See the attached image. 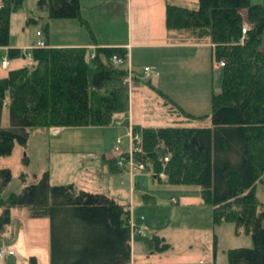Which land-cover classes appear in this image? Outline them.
<instances>
[{"label":"trees","instance_id":"obj_1","mask_svg":"<svg viewBox=\"0 0 264 264\" xmlns=\"http://www.w3.org/2000/svg\"><path fill=\"white\" fill-rule=\"evenodd\" d=\"M22 3L0 2V59L5 47L9 60L24 58L21 49L8 47L10 14ZM37 6L45 8L50 19L80 18L79 0H37ZM165 26L214 45V58L224 61L220 91L212 94L206 115L185 111L159 92L170 101L174 125L132 124L138 135L134 159L145 164L142 172L152 169L167 184L197 185L203 202L212 208L213 224L232 223L251 236L252 247L228 250L229 264H264V203L255 194L264 173V5L197 0V7L189 9L167 3ZM93 53L90 58L81 47L33 48L28 64L0 77V156L10 154L14 141L25 144L29 129L127 120L128 92L122 84L126 65L111 62L112 56L126 60V49L95 47ZM132 71L136 80L137 70ZM4 108L7 127L2 126ZM207 116V126L185 124ZM10 179V171L0 169V224L10 221L16 206L26 208L31 218H47L48 264H130L131 226L125 206L73 183L51 184L48 173L2 197ZM168 246L154 236L148 249Z\"/></svg>","mask_w":264,"mask_h":264},{"label":"rangeland","instance_id":"obj_2","mask_svg":"<svg viewBox=\"0 0 264 264\" xmlns=\"http://www.w3.org/2000/svg\"><path fill=\"white\" fill-rule=\"evenodd\" d=\"M163 1L189 9L197 7V0H142L137 5L134 3L131 11L121 8L120 13L113 14L112 6L105 4V0H79V3L81 16L92 20L91 28L99 38L112 35L117 41H124L128 38L131 26L133 33L141 30L144 32L143 41L157 44L169 41L166 35ZM250 1L252 4L264 5V0ZM94 5L96 6L93 7ZM244 27L249 29L250 24L244 22ZM37 30L45 40L46 34L48 35L51 45H73L88 43L91 40L86 25L79 17L50 19L45 8H38L37 0H23L21 8L10 14L9 44L15 43L22 50L31 51ZM239 42L243 43L244 38ZM212 47L214 48V45ZM159 48L160 46L149 45L133 48V55L139 65L135 69L141 71L146 66L159 67L161 76L151 75L152 86L155 85L164 91L167 97L177 101L185 111L197 115L209 114L211 96L220 91L222 68L217 65L218 59L212 57L208 64L205 59H201L198 64L190 61L191 48L187 45L183 48L169 46L166 50ZM168 53L173 56L169 55V58ZM8 62V69L29 63L26 57L11 59ZM8 69L0 67V77H4ZM171 71L174 72L170 73ZM177 73L181 74L180 78ZM132 82L134 80L126 87L128 100H132V106L129 104V116L134 124L148 127L174 125L173 120L176 117L168 112L172 108L170 101L165 100L156 89H152L147 84V79H140L139 89L131 91ZM165 101L166 105L163 104ZM124 121H120V124ZM188 121L185 122L187 126H207L209 116ZM2 125L8 126L6 109ZM130 128L132 126L128 122L126 130L115 123L106 126L64 127L59 128L58 132L45 128L27 130L25 144L14 141L10 154L0 156V169H8L11 174L10 181L1 192L2 197L20 192L25 185L37 182L44 173H48L51 184L73 182L76 187L85 191L112 194L121 203L130 204L135 208L131 212L132 217L134 211L136 216H144V222L148 223L144 230L147 239L155 232L163 236L164 242L170 246L148 254L147 257H138L139 261L146 263L229 264V249L252 247L251 236L236 228L234 224H213L212 208L203 202L197 185L164 183L159 181L160 177L158 178L152 169L139 173L133 169L132 174L128 170L129 165L119 167L129 175L112 172L109 162L112 160L107 156L111 152L113 158L114 149L118 147L115 143L117 138L122 142L119 147L124 148L126 143L128 147L127 133L132 131H129ZM112 163L113 168L118 167L114 160ZM143 166L146 168L145 164ZM131 175L145 176L135 181L134 195L129 192L128 182ZM262 179L256 186L255 194L264 203V173ZM143 185L150 189L156 188V195L152 194L147 198L140 196L139 189ZM172 196L177 199V203L171 202ZM0 250L13 252L12 256L2 259L0 264H30L35 260L36 264H48V219L31 218L24 207L12 208L10 221L0 224Z\"/></svg>","mask_w":264,"mask_h":264},{"label":"crops","instance_id":"obj_3","mask_svg":"<svg viewBox=\"0 0 264 264\" xmlns=\"http://www.w3.org/2000/svg\"><path fill=\"white\" fill-rule=\"evenodd\" d=\"M141 1L142 0H114V1H106L104 3L109 5V7L112 6L113 14H117V13H120L119 10H121V8H122V10H125V9L127 10V8H128L131 11L132 5L134 3H135V5H137ZM163 3L166 5L167 1L166 2L163 1ZM95 6L96 5H94L93 7H95ZM161 6L162 5H160V7ZM158 7H159V5H158ZM80 20H81L82 23H84L86 25V27H87V29L89 31V34L91 36L90 37L91 38L90 42H88V43L87 42L86 43H83V42L75 43L73 45H61V44L60 45H58V44L51 45L50 42H49V39H48V35L46 34V41H47L48 46H50V47H81V48H85L87 50V52H89V53H92L93 50L95 49V47H121V48H125L126 51H127V57H126L127 65H128L129 68H132V69H135V68H137V66H139L137 64V59L133 55V52H132L133 48L147 47V45H149V46H160V48L165 49V50L169 46L170 47L177 46V47H182L183 48L184 46L187 45V46H189L191 48L190 61L195 62V63H198V62L200 63L201 59H205L206 64H208L209 59L211 60V58L214 57L212 44H210L208 42L197 40V39L189 37V36H184V32H181V31H169V30L166 29V33H167L166 35H167V38L169 40L168 43L150 44V43H147L146 41H143L144 38H145V34H144V32L142 30H141V32L138 31V32L133 33V31L131 29V26H130V31H128V38H126L124 41H117L116 38L113 37L112 35L106 36L105 38H99V35L91 28L92 20L88 19L87 17L84 18L83 16H81V12H80ZM132 33L134 34L133 37H132ZM8 47L20 48L21 49V47H18L15 43L9 44ZM5 48L7 49V47H5ZM5 48H2L1 50L5 51ZM167 55L168 56L169 55L173 56V54H171V53H168ZM170 56H169V58H170ZM177 57L178 56H176V58H175L176 61H177ZM162 62H163V59H161V63ZM9 66H10V64L8 63V67L7 68H2V69H8ZM161 67H162V65H161ZM154 68H156V70L159 72L158 77L161 76V72L159 70V67L154 66ZM198 70L206 71L207 69L206 68H198ZM176 71H179V70H176ZM172 72H174V71H171L170 73H172ZM177 75H178L179 78L181 77L180 73H177ZM154 77H157V76H154ZM139 82H140V80H134V82H132L131 91L134 90V89H139V87H138V83ZM147 82H149L148 85L150 87H152V89H156V91L165 94L164 91H162L161 89H159L155 85L154 86L151 85L150 78L147 79ZM130 94H132V93H130ZM168 98H170V97H168ZM172 102H174L177 105H179L177 103V101L173 100ZM128 103L132 106V100H130V102L128 100ZM179 106L181 108H183L181 105H179ZM4 110H5V108H4ZM192 114H194V113H192ZM194 115H197V114H194ZM2 118H3V116H2ZM122 120H125V121H124V123L120 124V121H122ZM116 121L119 122L118 126L122 127V129L125 128V130H126V126H127L128 122L130 123V125L134 124V121H133L132 117L129 116V111H128L127 120L125 118L121 117L120 119H118ZM58 129H54L53 131L54 132H58L57 131ZM47 130H49V129H47ZM117 139L120 140V145H121V143H122L121 139L120 138H117ZM120 149L123 150V151L125 149H127V143H126L124 148H122L120 146ZM107 157H108V159L110 157V159L112 160V161L109 160V162H110V170L112 172L118 171V172H121L123 174L126 173L127 175H129L125 170H122V169L117 168V167L116 168L112 167V165H113L112 162H113L114 158H111V152L108 154ZM141 177H145V176H139V175H136V176L135 175L134 176L131 175V176H129V182L128 183H129V192L131 194L134 195L135 190H136L135 181H139ZM146 177H150V176L146 175ZM150 178L153 179V177H150ZM163 179H164V177L161 176L160 180L164 181ZM70 183H73V182H70ZM164 183H165V181H164ZM139 190H140V196H142L143 198L151 197L152 194L156 195L154 190L157 191L156 188H153V189L151 188L150 189V187H145L144 185L142 187H140ZM91 192L98 193V191H91ZM101 194H104V195H107V196L111 197L118 204H120L122 206H125L126 209L129 210L130 222H131L132 226L133 225L135 226V228H133V229L131 228L132 231H131V238H130V264H152L151 262L150 263H146L144 261H139L138 257H141V258L142 257H147L148 254L153 253L151 250L148 249V244H149L150 239L152 237L157 236L159 238H163L164 240H165V238L163 236H161L159 234H156L154 232V233H152L151 237L149 239H147V236L144 235V230L148 226V223L144 222V216L143 215H139V217H138V216L135 215V211H134L133 217H132L131 212H133V210H135V208L133 206H131L130 204L129 205H125L124 203H121V201L117 200L112 194L110 195L108 193H102V192H101ZM171 199H174V197L172 196ZM146 200H148V199H146ZM0 212H1V210H0ZM10 212H11V210H10ZM137 228H140L143 231L141 233H138V231L136 230ZM12 255L6 254L3 258L0 259V261L2 259H5L7 256H12ZM35 262H36V260H35Z\"/></svg>","mask_w":264,"mask_h":264},{"label":"built area","instance_id":"obj_4","mask_svg":"<svg viewBox=\"0 0 264 264\" xmlns=\"http://www.w3.org/2000/svg\"><path fill=\"white\" fill-rule=\"evenodd\" d=\"M0 2H1V0H0ZM242 31H244V29H242ZM36 36L38 37V39L34 42L33 47H36V48L46 47V42H45L44 38L42 37V34L40 32H36ZM25 55L27 58H29V59L31 58L30 51H26ZM91 57H93V55H91ZM111 62L116 65V64H122L124 62V60L120 59L116 56H112ZM7 64H8L7 56L4 54L1 57L0 66L6 67ZM217 65L223 66L224 61L219 60L217 62ZM151 75H158V71L154 67L146 66L140 72V76L143 78H148ZM132 76H133V73H132L131 69L127 68V75L122 78V84H124L126 86H127V84L130 85V82L132 80ZM131 130L132 129L130 128L129 131H131ZM127 140H128V147L125 151L121 150L119 147L120 140L119 139L116 140V145L119 148L115 147V149H114V156H113V158L115 160L114 162L116 164H118V167H126L127 165H129L130 168L128 170H130L131 172L130 171L129 172L132 174L134 173V171H132L133 169H136L135 172H138V173L142 172L145 169V167L143 166L144 163L136 162L134 159V153L137 151V148L134 145V142L138 140V135L131 131V132L127 133ZM167 160H168L167 157L163 158L164 162H166ZM172 200L174 201V199H172ZM139 231H141V230H139ZM6 254L12 255L13 252L11 250H8L7 252L0 250V259L3 258Z\"/></svg>","mask_w":264,"mask_h":264}]
</instances>
